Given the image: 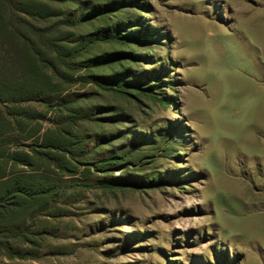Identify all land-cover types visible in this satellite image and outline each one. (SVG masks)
I'll list each match as a JSON object with an SVG mask.
<instances>
[{
	"label": "rangeland",
	"instance_id": "obj_1",
	"mask_svg": "<svg viewBox=\"0 0 264 264\" xmlns=\"http://www.w3.org/2000/svg\"><path fill=\"white\" fill-rule=\"evenodd\" d=\"M8 11V29L43 31L54 71L41 66L46 94L0 110L41 115L45 143L60 131L71 142L61 167L40 150L49 189L0 232V264H264V0H10ZM121 80L130 87L107 84ZM22 135L5 147L39 143Z\"/></svg>",
	"mask_w": 264,
	"mask_h": 264
},
{
	"label": "trees",
	"instance_id": "obj_2",
	"mask_svg": "<svg viewBox=\"0 0 264 264\" xmlns=\"http://www.w3.org/2000/svg\"><path fill=\"white\" fill-rule=\"evenodd\" d=\"M9 1L0 0V102L20 104L31 99V96L46 94L47 75H44L41 66L54 71V61L46 57V52L42 49L50 43L41 29L32 30L36 36H28L18 29H8V20L11 17L8 13ZM113 38L119 43H127L126 36L121 33L114 34ZM55 56L63 64H68L57 49ZM93 79L95 83L100 82L99 78ZM107 84L116 90L130 87L129 83L123 80L107 82ZM39 116L41 115H29L21 108L11 109L8 113L0 110V232L6 227L11 229L19 226L21 223L15 220L18 219L20 212L28 210L29 206H32L42 193L49 189L39 175L40 170H43L44 154L40 150L42 148L55 150L56 155L50 158L58 167L62 166L61 160L68 152L67 144L71 141L65 140L67 132L60 131L54 139L52 138L51 143H45L44 133L39 135L40 125L37 123ZM14 129L23 132V139L35 138L39 143L30 146L29 149L18 146L5 147L9 139L4 136L10 135ZM117 159L123 160V153H113L95 161L94 165L99 168L112 165ZM11 236L29 241L25 238L23 230L17 229ZM0 237H3V233ZM4 244H8L6 240L0 241V249L5 246Z\"/></svg>",
	"mask_w": 264,
	"mask_h": 264
}]
</instances>
